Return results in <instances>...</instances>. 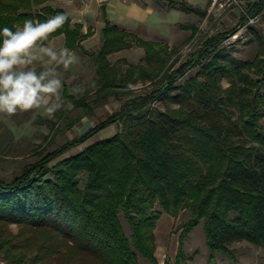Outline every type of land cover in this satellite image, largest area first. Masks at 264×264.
I'll use <instances>...</instances> for the list:
<instances>
[{"label": "trees", "instance_id": "16d2710c", "mask_svg": "<svg viewBox=\"0 0 264 264\" xmlns=\"http://www.w3.org/2000/svg\"><path fill=\"white\" fill-rule=\"evenodd\" d=\"M49 1L0 0V28L22 26L26 19L43 21L59 12L68 15ZM168 1V8L206 14V8L187 0ZM263 9L264 0H255L248 13ZM102 18L96 50L82 44L94 33L92 27L84 31L70 16L49 38L63 35L64 47L80 48L96 65L94 97L71 93L66 82L62 95L82 110L79 118L93 115L110 95L130 97L11 179L0 176V256L6 264H139L140 254L158 264L154 229L161 211L154 209L156 204L173 217L189 211L179 226L175 264L200 222L209 260L217 252L230 254L235 241L264 246L262 32L249 26L259 46L252 60L237 59L221 46L228 30L207 36L190 58L176 65L177 46L111 22L104 5ZM246 21L243 15L240 23ZM178 27L190 30V37L197 31L193 23ZM133 46L144 50L138 62H110V54ZM138 83H149V90L135 94ZM115 122L122 125L112 136L48 165ZM11 223L21 225L18 232L5 229Z\"/></svg>", "mask_w": 264, "mask_h": 264}, {"label": "rangeland", "instance_id": "374dc122", "mask_svg": "<svg viewBox=\"0 0 264 264\" xmlns=\"http://www.w3.org/2000/svg\"><path fill=\"white\" fill-rule=\"evenodd\" d=\"M64 1L71 6L69 9L73 16V20L71 21H81L84 26V31H86L89 26L92 27L94 33L85 38L82 44L87 50H96L100 46L102 39L101 27L103 22L99 5L103 0H59L58 2L57 0H52L48 3L53 7H57L59 4L61 5V2L63 4ZM144 1H152V5L159 11L169 9L168 0ZM187 1L194 5L198 2L197 5H200L201 8H206V14L204 16H198L193 13L191 16V14L187 12L178 11L173 16H167L176 21L195 24L197 26V31L192 37H190V30H181L177 23L172 25L169 24L168 26L163 25V27L160 28L162 30H153L154 28L152 26L155 25L153 21L157 20L155 18L151 19L148 25H145L144 28H146V30H137L135 32L143 38L165 40L171 46H177L178 62L176 65L190 58L191 54L200 47L207 36L228 30L229 35L221 46L228 50L235 58L240 60H252L255 57L259 50V46L254 40L251 29L249 28V30L245 31L239 30L242 24H244L240 23L241 17L243 15H250L248 13V8L255 0H216L214 5H212V0ZM108 4L110 13L114 19L129 16L131 7L134 5L132 0L126 2L124 0H109ZM262 12H264V9ZM156 13L161 12L157 11ZM253 26L264 35V17ZM243 32H246V35ZM56 37L49 40L45 46L54 47L55 50L59 51L61 47H64V43L61 37L58 39ZM71 51L79 57V62L71 66L68 70H64L62 65H45L41 61H34L29 68L37 71V73L45 71L49 67L55 68L59 74V78L67 83L68 90L71 93L77 96L86 95L92 98L97 89L96 65L93 57L84 53L80 48ZM143 56V48L133 46L112 53L108 58L113 64L121 59L136 63ZM194 72L195 69H192L186 76ZM223 84L227 85V80L225 78L223 79ZM149 86V83H138L133 88L136 94L149 90ZM129 97L130 95H124L116 98L110 95L100 105L93 109V115H85L79 118L82 114V110L72 107L70 101L63 97L61 90L59 100L61 108L55 113L53 118L41 115L37 110L29 112L18 111L16 115L11 117L0 113V176L5 180L11 179L14 175L18 174L24 166L30 165L41 159L68 140L78 137L88 128L97 124L101 119L117 111L121 104ZM156 105L159 106L161 104L156 103ZM40 111H42V109ZM121 125L120 122H115L106 126L104 129L90 136L86 141L76 144L66 150L62 155L50 161L48 165L51 166L64 157L80 152L87 145L97 140L112 136L121 128ZM154 209L161 210V207L156 204ZM188 216L189 211L181 210L177 217L172 216L173 219L171 217L168 222L162 220L159 225L160 227L154 229L156 245L155 256L158 264H164L166 262L168 264H175L178 237L181 231L179 226ZM121 221L126 233L129 235L128 225L122 216ZM20 228L21 225L17 223H11L5 226V229L12 233L18 232ZM229 249L230 254L217 252L214 259L209 260L208 248L205 243V234L202 222H200L199 225L190 231L185 239L184 257L180 261V264H264L263 245H255L248 241L240 240L231 243ZM138 259L139 264H151L140 254H138ZM0 264H6L1 256ZM50 264L59 263L51 262Z\"/></svg>", "mask_w": 264, "mask_h": 264}, {"label": "clouds", "instance_id": "9594fccd", "mask_svg": "<svg viewBox=\"0 0 264 264\" xmlns=\"http://www.w3.org/2000/svg\"><path fill=\"white\" fill-rule=\"evenodd\" d=\"M68 20L66 13L59 12L43 21L26 19L22 26L0 28V113L11 117L18 111L37 110L53 118L61 108L63 81L56 69L49 67L37 73L29 66L41 61L68 70L79 62V57L69 48L61 47L57 51L43 43Z\"/></svg>", "mask_w": 264, "mask_h": 264}, {"label": "crops", "instance_id": "0c3cea01", "mask_svg": "<svg viewBox=\"0 0 264 264\" xmlns=\"http://www.w3.org/2000/svg\"><path fill=\"white\" fill-rule=\"evenodd\" d=\"M58 1L59 0H57V2ZM124 1L126 2L128 0H124ZM132 1H133L134 5L131 7V11H130L129 16H125L124 18L120 17L119 19H114L110 13V7L108 4L109 0H103V2L99 5L100 10H101V18H102V5H104L105 10L107 11V16L111 22L116 23L119 26L124 27L128 30H133L134 32L137 30H146V28H144L145 25H148L151 22V19H153V18L157 19L156 21H153L154 22L153 24H155L152 26L154 28L153 30H162L160 28H162L163 25L168 26L169 24L172 25V24H176V23L177 24L183 23L181 21H176V20L170 19L167 16V15L173 16L178 11H182L178 8H169V9H163V10L159 11L158 9H155V7L152 5L151 0H150L151 2H149V1L145 2L144 0H132ZM191 2H193V1H191ZM195 4L197 5L198 2ZM198 6H200V5H198ZM57 7L63 8L68 13L71 20H73V16H72L71 12L69 11V9L71 8V6L69 4L65 3V1H64L63 4L61 2V5L59 4V6H57ZM157 11L161 12V13H156ZM189 14H191V16H192L193 13H189ZM72 22H81V21L76 20V21H72ZM102 22H103V18H102ZM103 25H104V22H103ZM103 25H102V27H103ZM155 28H157V29H155ZM181 30H183V29H181ZM60 37L63 39V43H64V36L63 35H59L56 38L58 39ZM160 211H161V215H160V217L156 223L155 229L160 227L159 225L161 224L162 220H164L165 222H168L169 219H171V217H172L171 215L163 212L162 209ZM172 219H173V217H172Z\"/></svg>", "mask_w": 264, "mask_h": 264}, {"label": "built area", "instance_id": "2783aa9c", "mask_svg": "<svg viewBox=\"0 0 264 264\" xmlns=\"http://www.w3.org/2000/svg\"><path fill=\"white\" fill-rule=\"evenodd\" d=\"M215 2H216V0H212V5H214ZM263 17H264V12L256 14V15H253V16L248 15L247 16V21L244 24H242V26L240 27L239 30H243V31L249 30V26L254 25L256 22L261 20V18H263ZM243 33L246 35V32H243Z\"/></svg>", "mask_w": 264, "mask_h": 264}]
</instances>
